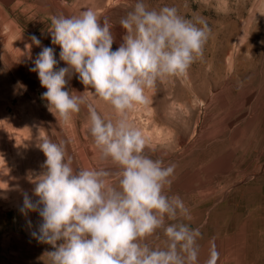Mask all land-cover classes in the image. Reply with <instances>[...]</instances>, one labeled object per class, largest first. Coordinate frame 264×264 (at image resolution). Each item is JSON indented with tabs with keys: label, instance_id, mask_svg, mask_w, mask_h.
<instances>
[{
	"label": "rangeland",
	"instance_id": "rangeland-1",
	"mask_svg": "<svg viewBox=\"0 0 264 264\" xmlns=\"http://www.w3.org/2000/svg\"><path fill=\"white\" fill-rule=\"evenodd\" d=\"M135 2L0 0V126L5 123L7 138L0 163V264H48L44 253L53 250L31 235L42 222L38 212L25 216L20 211L24 193L38 200L30 177L46 171V157L37 147L39 138L66 141L74 169L115 170L111 161L100 159L87 127L88 104L114 121L117 114L112 106L92 95L94 90L71 71L70 78L65 77L67 85L86 102L68 124L56 119L41 98L45 91L38 74L30 71L36 58L29 60L16 50L14 39L37 37L40 46L34 45L35 53L31 52L36 57L44 47L53 48L58 70L67 65L59 59L60 47L51 40L52 16L93 9L98 17L111 21L115 51L126 34L120 19ZM144 3L156 10L175 6L194 22L203 17L211 34L202 58L185 74L158 80L146 90L148 102L131 110L129 121L142 131L146 155L176 164L166 191L182 197L191 213V220L183 222L202 233L199 264L208 258L213 238L220 254L217 264H264V0ZM157 235L159 239L150 237L148 242L163 247L162 231Z\"/></svg>",
	"mask_w": 264,
	"mask_h": 264
},
{
	"label": "clouds",
	"instance_id": "clouds-1",
	"mask_svg": "<svg viewBox=\"0 0 264 264\" xmlns=\"http://www.w3.org/2000/svg\"><path fill=\"white\" fill-rule=\"evenodd\" d=\"M119 24L126 34L113 51V25L107 17L101 19L91 8L52 16L51 40L67 67L56 70L54 49L44 47L30 69L46 89L41 98L48 111L62 122L86 102L83 95L65 90L71 71L94 90L92 95L112 106L114 121L88 104L87 127L100 159L111 161L115 170L74 169L66 141L39 138L46 171L30 177L38 200L24 193L20 211L25 216L38 212L42 218L31 235L52 247L44 253L48 264H199L202 233L183 222L191 220V213L182 197L166 191L176 164L144 153L146 140L128 114L148 102L146 90L158 80L183 75L202 58L211 29L203 17L194 22L175 6L150 9L144 0H136ZM31 41L40 46L37 37ZM158 230L165 238L163 247L148 242L159 239ZM219 256L213 238L204 264H217Z\"/></svg>",
	"mask_w": 264,
	"mask_h": 264
},
{
	"label": "bare ground",
	"instance_id": "bare-ground-1",
	"mask_svg": "<svg viewBox=\"0 0 264 264\" xmlns=\"http://www.w3.org/2000/svg\"><path fill=\"white\" fill-rule=\"evenodd\" d=\"M4 16V15H3ZM2 33V32H1ZM11 36V35H10ZM5 38V37H4ZM7 40V39H6ZM14 44H15V49L16 50H19V51H23V53L25 54V57L27 58V59H29V60H31V56L33 57V58H36V54H33V53H31L32 51L34 52V47H36V46H34V45H32V41H31V39L29 40H26V39H24L23 37H17V40H15L14 39ZM12 45V44H11ZM26 45H32L31 46V48H28V47H26ZM13 47V46H12ZM43 47V46H42ZM36 50V49H35ZM18 51V52H19ZM35 53V52H34ZM20 55H23L22 53L20 54ZM24 56V55H23ZM62 64H63V62H62ZM64 65V64H63ZM27 67V66H26ZM58 67H59V65H58ZM36 73V72H35ZM38 74V73H37ZM2 76V75H1ZM69 76V75H68ZM1 78V77H0ZM68 78H70V76L68 77ZM70 80V79H69ZM80 81V80H79ZM74 83V82H73ZM79 83V82H78ZM68 84V83H67ZM66 84V86H65V90H67V91H69L70 93H71V91H70V89H69V86ZM72 85V84H71ZM75 85V84H74ZM68 86V87H67ZM44 91H46V89L44 88L43 89ZM78 90V89H77ZM80 92V91H79ZM73 93H75V92H73ZM90 93V92H89ZM75 94H78V93H75ZM3 95V94H2ZM79 95V94H78ZM41 96H42V94H41ZM40 96V97H41ZM43 102H45V104H46V106H47V101H45V100H43ZM82 106V105H81ZM80 106V107H81ZM48 109V108H47ZM39 111V110H38ZM26 112V111H25ZM29 114H31V113H29ZM31 117V116H30ZM1 121V120H0ZM15 121V120H14ZM70 121V120H69ZM69 121L68 122H66L67 124L69 123ZM2 122H6V121H2ZM11 122V121H10ZM18 122V121H17ZM23 122V121H22ZM12 124H17V123H14V122H11ZM1 124V123H0ZM5 124V123H4ZM3 124V125H4ZM11 124V125H12ZM3 125H2V127H3ZM10 125V124H9ZM10 125V126H11ZM22 125V124H21ZM13 126V125H12ZM1 126H0V163L4 160V157H5V155H4V148H5V146L7 145V138H6V136H5V133H4V128H2ZM16 127H17V125H16ZM8 128H10L11 129V127H8ZM7 128V129H8ZM13 128V127H12ZM6 129V130H7ZM21 129H22V127H21ZM13 130V134H16V132H18V131H16V129H12ZM16 132H15V131ZM10 132V133H11ZM15 132V133H14ZM8 134V133H7ZM17 135V134H16ZM10 136H13L12 134L10 135ZM10 138H12V137H10ZM14 138H17L16 136L14 137ZM13 139V138H12ZM21 140V139H20ZM16 141V140H15ZM19 141V138H18V140L16 141V142H18ZM13 142L14 141H12V144H13ZM15 143V142H14ZM8 144H11V143H8Z\"/></svg>",
	"mask_w": 264,
	"mask_h": 264
}]
</instances>
